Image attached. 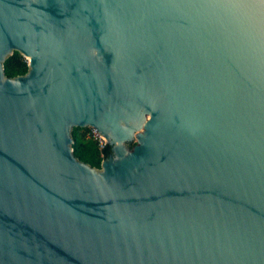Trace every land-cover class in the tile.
<instances>
[{
  "label": "water",
  "instance_id": "water-1",
  "mask_svg": "<svg viewBox=\"0 0 264 264\" xmlns=\"http://www.w3.org/2000/svg\"><path fill=\"white\" fill-rule=\"evenodd\" d=\"M0 264H264V0H0Z\"/></svg>",
  "mask_w": 264,
  "mask_h": 264
},
{
  "label": "trees",
  "instance_id": "trees-1",
  "mask_svg": "<svg viewBox=\"0 0 264 264\" xmlns=\"http://www.w3.org/2000/svg\"><path fill=\"white\" fill-rule=\"evenodd\" d=\"M4 66L8 77L26 74L29 69L28 60L18 51L6 59ZM90 131L91 128L89 127H75L73 129L74 153L80 160L96 168H101L102 161L112 154V145L105 143L100 146L98 140L94 137H88ZM134 144L131 143L130 146Z\"/></svg>",
  "mask_w": 264,
  "mask_h": 264
},
{
  "label": "built area",
  "instance_id": "built-area-1",
  "mask_svg": "<svg viewBox=\"0 0 264 264\" xmlns=\"http://www.w3.org/2000/svg\"><path fill=\"white\" fill-rule=\"evenodd\" d=\"M95 131L97 133L94 134V136L93 135L92 136L88 135V137H94L96 140H98L100 142V146H103L106 143L105 140H104V138L98 133V131L96 129H95Z\"/></svg>",
  "mask_w": 264,
  "mask_h": 264
},
{
  "label": "rangeland",
  "instance_id": "rangeland-1",
  "mask_svg": "<svg viewBox=\"0 0 264 264\" xmlns=\"http://www.w3.org/2000/svg\"><path fill=\"white\" fill-rule=\"evenodd\" d=\"M97 132L95 131V129L93 127H91V131L89 132L90 136H94V134H96Z\"/></svg>",
  "mask_w": 264,
  "mask_h": 264
}]
</instances>
